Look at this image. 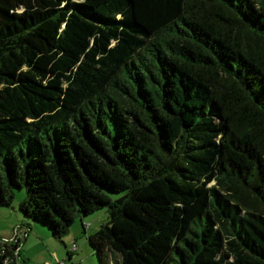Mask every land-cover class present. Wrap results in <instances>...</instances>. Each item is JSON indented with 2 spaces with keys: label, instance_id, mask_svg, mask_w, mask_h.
Wrapping results in <instances>:
<instances>
[{
  "label": "trees",
  "instance_id": "obj_1",
  "mask_svg": "<svg viewBox=\"0 0 264 264\" xmlns=\"http://www.w3.org/2000/svg\"><path fill=\"white\" fill-rule=\"evenodd\" d=\"M23 188L0 264L103 208L101 264H264V0H0V208Z\"/></svg>",
  "mask_w": 264,
  "mask_h": 264
},
{
  "label": "rangeland",
  "instance_id": "obj_2",
  "mask_svg": "<svg viewBox=\"0 0 264 264\" xmlns=\"http://www.w3.org/2000/svg\"><path fill=\"white\" fill-rule=\"evenodd\" d=\"M26 190L23 188L17 191L13 208L5 212L0 211L2 212L0 213L1 240L13 239L17 227L16 213H19V204L26 197ZM108 220L107 208L95 211L83 220L78 218L69 233L64 234L61 239L52 237V232L47 227L36 225L32 240L23 245L24 237H22L21 245L25 248L17 264H60L63 261L66 262L65 264H101V259L95 254L96 249L89 237ZM82 223L86 226L90 225L87 227V232H84ZM74 244H77L76 249ZM87 250L91 252V257H87ZM69 253H72L71 259L68 258Z\"/></svg>",
  "mask_w": 264,
  "mask_h": 264
},
{
  "label": "crops",
  "instance_id": "obj_3",
  "mask_svg": "<svg viewBox=\"0 0 264 264\" xmlns=\"http://www.w3.org/2000/svg\"><path fill=\"white\" fill-rule=\"evenodd\" d=\"M10 208H0V211H3V212H5V211H8ZM0 213H2V212H0ZM17 214V217L15 218L16 220H17V225L22 221L21 220V217H20V215H19V213H16ZM84 224V223H83ZM36 227V225H33V227H32V230L30 231V233H28L27 235H26V237L24 236V234H23V232H24V230L22 229V233H20V238H21V241H22V237H24V241H23V245L24 244H27V242H29L30 240H32V238L34 237V235H32V233L33 232H35V230H34V228ZM84 232H87V228L86 229H84ZM21 248H22V251H23V248H25V246H22L21 245ZM86 255H87V257H91L92 256V254H91V252L89 251V250H87V253H86ZM71 256H72V253H69V259H71ZM27 264V263H26ZM112 264V263H111Z\"/></svg>",
  "mask_w": 264,
  "mask_h": 264
},
{
  "label": "built area",
  "instance_id": "obj_4",
  "mask_svg": "<svg viewBox=\"0 0 264 264\" xmlns=\"http://www.w3.org/2000/svg\"><path fill=\"white\" fill-rule=\"evenodd\" d=\"M17 233H18V231H17V229H16V233H15V235H14L13 238H15V236L17 235ZM74 248H75V249L77 248V244H74ZM65 263H66V262L63 261V262H61L60 264H65Z\"/></svg>",
  "mask_w": 264,
  "mask_h": 264
}]
</instances>
